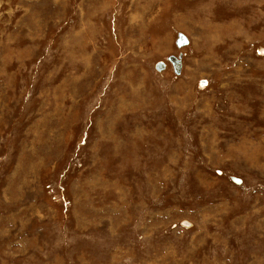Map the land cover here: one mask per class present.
Instances as JSON below:
<instances>
[{
	"label": "rangeland",
	"instance_id": "rangeland-1",
	"mask_svg": "<svg viewBox=\"0 0 264 264\" xmlns=\"http://www.w3.org/2000/svg\"><path fill=\"white\" fill-rule=\"evenodd\" d=\"M0 264H264V0H0Z\"/></svg>",
	"mask_w": 264,
	"mask_h": 264
},
{
	"label": "water",
	"instance_id": "water-1",
	"mask_svg": "<svg viewBox=\"0 0 264 264\" xmlns=\"http://www.w3.org/2000/svg\"><path fill=\"white\" fill-rule=\"evenodd\" d=\"M188 44V39L185 35L183 34H178L177 39H176V45H178V47H182L184 45ZM172 66L173 72L176 75H179L181 72V55L175 57V56H169L167 59ZM164 68V65L161 63H158V66H156V70L161 71ZM235 182L238 180H234Z\"/></svg>",
	"mask_w": 264,
	"mask_h": 264
},
{
	"label": "flooded vegetation",
	"instance_id": "flooded-vegetation-1",
	"mask_svg": "<svg viewBox=\"0 0 264 264\" xmlns=\"http://www.w3.org/2000/svg\"><path fill=\"white\" fill-rule=\"evenodd\" d=\"M189 1H196V0H189Z\"/></svg>",
	"mask_w": 264,
	"mask_h": 264
}]
</instances>
